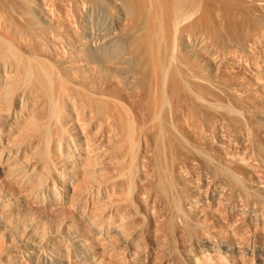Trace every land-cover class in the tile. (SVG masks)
Masks as SVG:
<instances>
[{"label": "rangeland", "instance_id": "obj_1", "mask_svg": "<svg viewBox=\"0 0 264 264\" xmlns=\"http://www.w3.org/2000/svg\"><path fill=\"white\" fill-rule=\"evenodd\" d=\"M191 1L194 53L146 11L143 64L100 93L66 69L49 99L57 39L0 79V264H264V0ZM30 2L0 0L3 33Z\"/></svg>", "mask_w": 264, "mask_h": 264}, {"label": "bare ground", "instance_id": "obj_2", "mask_svg": "<svg viewBox=\"0 0 264 264\" xmlns=\"http://www.w3.org/2000/svg\"><path fill=\"white\" fill-rule=\"evenodd\" d=\"M33 1V3L30 2L33 4L32 8H30V5L29 8L33 9V17L37 15V17L40 18V23L38 22L40 24V29H42V22L46 26H43L45 30H39L40 33L31 31V26L33 28L35 25L33 24L35 22L33 19V21L31 20L33 22L32 24L28 22L31 25H29L30 28L27 26L28 23H26L30 31L24 30L27 28L26 26V28L23 27L22 29L18 27L17 32H15V30L13 31L14 33L11 31L6 32L7 30L5 29L6 35H4V26H2L3 29H0V79L12 76L15 67L18 66L19 63L23 65L22 73L28 74L27 76H29L31 71L29 64H31V60L24 59L25 57L29 59L27 54L33 51V53L35 52L33 55H46L49 53V50L44 44V42L46 43V39L60 40L63 44L64 56H62V58L60 57V59L58 58L59 60L56 59L57 61L55 60L57 64L53 61L55 65L53 63V65H50V62L48 64L50 65L49 67L44 63L45 65H43L45 67L48 66L46 67L47 70L46 68L43 69L42 65L38 64V67L35 63V67L40 69L39 74L42 76L45 83H47V87H49V99H57L58 96H65L66 94L64 92L62 93L66 83L64 82L65 78L64 76L62 77L60 70H70L68 72L69 74L75 75L77 79L80 78L84 84H88L96 93H100L103 86L111 85V74L109 76L107 72L112 70L114 66L131 64L133 66V63L139 64L140 66V63L143 64L146 56V49L143 46V41L147 39V37L149 39L153 33L155 34V32H153L155 31L154 28L145 26V23L147 24V22H149L147 21L146 11L151 14L152 20L155 19V16L157 17V12L159 10L162 11L163 22L161 24H163L164 28L161 30L167 29V31H164L169 34L176 33L177 36L175 35V38L177 42L175 43L183 47L188 54L193 52V48L192 46L190 47L191 43L189 42L190 31L195 28L194 26L198 24V21V25H200L207 19L204 13L205 11H203V13H201V11L197 19L192 20L191 12L193 2L191 0H51L52 9L45 7V4L50 0L47 3L45 0ZM48 6L50 8V4ZM38 23L36 26H39ZM115 45L119 46V53H117V56H112L115 57L113 60L109 59L111 56L109 58H104L106 55L111 54V50ZM49 54L48 56H50ZM4 58H6V60ZM2 59L4 60L3 64ZM185 63L184 61L183 65ZM51 66L53 68H51ZM54 66L56 67L55 72L53 70L50 71L49 68L54 69ZM186 66L189 69L190 66L188 64H186ZM58 70L59 72L56 74ZM5 71L8 73L7 75ZM100 71L104 72L103 74L106 75H100ZM160 73L159 76L163 77L162 70H160ZM65 76H67V74H65ZM134 77L135 75L133 77L129 75V78L132 79L131 81L135 80ZM128 82H130L129 79ZM172 83L173 86H176V79L174 77ZM7 94H9V92L6 93V95ZM2 97L3 96L0 94V98ZM62 97H60L61 100L65 97L67 98L68 95L64 98ZM3 101L5 100L3 99ZM1 102L0 100V108L2 107Z\"/></svg>", "mask_w": 264, "mask_h": 264}]
</instances>
